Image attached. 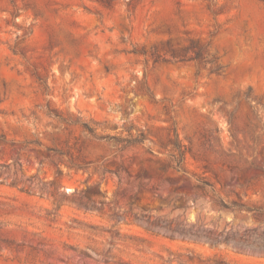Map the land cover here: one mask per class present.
Instances as JSON below:
<instances>
[{
	"label": "rangeland",
	"instance_id": "rangeland-1",
	"mask_svg": "<svg viewBox=\"0 0 264 264\" xmlns=\"http://www.w3.org/2000/svg\"><path fill=\"white\" fill-rule=\"evenodd\" d=\"M253 209L264 0H0V264H264Z\"/></svg>",
	"mask_w": 264,
	"mask_h": 264
},
{
	"label": "trees",
	"instance_id": "trees-1",
	"mask_svg": "<svg viewBox=\"0 0 264 264\" xmlns=\"http://www.w3.org/2000/svg\"><path fill=\"white\" fill-rule=\"evenodd\" d=\"M83 126L89 130L91 133L94 134V129L90 128L86 123L83 124ZM123 140L121 139H118L117 142H122ZM130 142V141H128ZM136 142H139V141H136ZM177 148H178V155L174 156L175 157V161H176V168L177 169H183V164H184V161L186 159V150L182 147V145L180 143H175ZM74 163V161H72ZM74 164H77V163H74ZM78 165V164H77ZM79 166V165H78ZM201 181V184L199 185L200 188L204 189L205 186L207 185V183H204L202 180ZM214 201L219 204L221 207H224V208H229V209H235V208H244L246 207L245 205H240L238 204L237 202L235 201H231V202H227L226 200H224L222 197H217L216 199H214ZM248 209H250V207H246ZM253 210H257L259 212L260 215H262L264 213V210H260V209H253ZM215 242H218V239H216Z\"/></svg>",
	"mask_w": 264,
	"mask_h": 264
}]
</instances>
